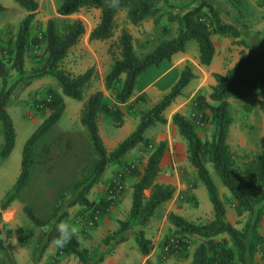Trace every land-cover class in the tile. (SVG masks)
<instances>
[{
	"label": "trees",
	"instance_id": "16d2710c",
	"mask_svg": "<svg viewBox=\"0 0 264 264\" xmlns=\"http://www.w3.org/2000/svg\"><path fill=\"white\" fill-rule=\"evenodd\" d=\"M14 1L24 10L26 16L21 21L15 38L7 42L5 56L0 53L2 79L0 120L5 130V145L1 153L3 158L12 155L17 141L16 126L7 110L8 103L12 99L19 98L36 80L44 77L56 79L61 92L51 89L49 98L42 101V108L48 109L50 115L25 144L21 173L14 187L16 195L10 196L11 192L8 193L6 201L0 207L1 210L8 209L11 202L27 185L31 168L36 163L35 146L40 138L64 116L65 97L82 101L90 82L91 72L74 77L60 68L71 49L86 33L82 21L69 17L80 13L83 9L100 10V23L92 31L90 40L108 41L114 35L116 17L120 11H126L132 25L140 26L147 19L157 20L163 14L161 5H169L168 0H118L115 6H113L115 0H59L57 14L60 18L49 20L46 30L40 35H34L33 23L40 0ZM205 8L210 11V21L200 19ZM5 10L6 8L0 3V14ZM167 15L169 22L178 23L177 36L161 42L150 54L139 57L135 52L133 36L128 30H124L119 38L121 58L115 61L105 79L106 89L115 92L114 86L121 81L122 76H125L122 87L116 92L115 102H107L103 92L97 91L89 96L83 106L80 121L88 130L93 149L97 154V158L88 169L89 185L85 190L98 184L110 165L121 164L130 151L140 144L147 143L145 134L148 129L157 124H167L166 110L176 101L195 75L187 66L171 91L143 116L137 129L120 142L112 152L107 150L100 135L99 115L107 114L121 121L123 117L121 105L132 99L139 78L149 69L160 67L164 62L171 61L175 55L184 53L188 42L198 43L199 62L208 67L212 65L216 54L214 35L235 40L242 38L241 30L233 24L224 23L213 5L205 1L183 15L170 12ZM238 42L249 50L248 54L225 73H214L212 76L215 85L212 86L210 95L198 96L196 101L202 117L207 121L211 120L216 126L213 137L203 140L191 120L180 113L173 117L178 133L188 145L189 161L206 186L214 210V219L205 224H195L174 213L169 214V221L176 227L178 234L172 252L187 250L191 246V238L199 239L190 264H236L237 260L243 264H254L258 255L264 260V236L260 232L264 222V150L240 164L228 142L230 129L234 123L231 101L258 99L264 94V48H254L245 39ZM31 53H36V62L31 71L27 72L26 58ZM259 106L264 114L263 100L259 101ZM165 152L166 144L160 143L149 155L142 172L132 165L127 167V172L136 177L137 181L132 186V205L127 220H121L119 228L104 239V244L110 248V253L115 246L129 241L131 225L146 227L157 211L174 198L175 186L158 180ZM41 157L43 162L51 159L49 145L43 148ZM205 160L211 164L239 207L247 214L245 221L237 224L244 223L242 228L228 221L225 204ZM77 197L75 204L92 212L101 211L102 208L104 211L108 210L113 203L111 199L100 203L91 202L86 197L84 189ZM25 214L35 226L46 225L30 208H25ZM59 222L61 219L50 226L44 249L57 236L56 226ZM133 236L140 254L148 256L153 245L146 237L144 229L134 231ZM219 237L221 239H218ZM226 237L231 239L234 248L228 245ZM2 244L3 242L0 241V249L4 248ZM56 251L57 255H73L81 261V264H87L88 252L81 248L75 236L68 245Z\"/></svg>",
	"mask_w": 264,
	"mask_h": 264
},
{
	"label": "rangeland",
	"instance_id": "374dc122",
	"mask_svg": "<svg viewBox=\"0 0 264 264\" xmlns=\"http://www.w3.org/2000/svg\"><path fill=\"white\" fill-rule=\"evenodd\" d=\"M168 1V6L161 5L163 14L157 20L147 19L140 26L132 25L127 18L126 11H120L116 17L114 35L108 41L90 40L92 31L100 23V10L83 9L80 13L69 17L70 19L82 21L86 28V33L74 48L75 50L71 49L67 58L61 63L60 68L74 77L91 72V79L84 92L82 101H75L65 97L66 111L64 116L40 138L35 146L34 159L36 163L31 168L27 185L11 202L8 209H0V241L4 245V248L0 249L4 250L3 253L0 252V264H18L15 262L13 254L6 249L5 240L7 237L12 236L13 232L4 223V212H10L7 215V219L13 217L15 210L24 218L29 219L25 214L26 207L30 208L35 215L46 223L44 227L35 226L36 232L32 231L37 241L42 240L50 226L52 224L55 225L57 220L61 219V222L67 221L76 225L77 233L75 237L79 240L81 248L88 252L87 264H140L142 255L134 242L125 246V248H120L117 245L113 252L110 253V248L104 244V239L107 234L110 235L111 233L102 224L105 217L111 216L113 213L116 214V212V215L119 216L115 222L116 227L119 226L121 220H127L129 205L126 199L116 206L115 209H112L117 203L116 198L124 195L137 181L136 177L127 172V167L132 165L142 172L147 164L149 155L154 148L163 142L166 144V152L171 151L173 156L167 155L166 157L165 152L162 158L164 166L161 169L158 180L161 183L175 186V196L157 211L151 223L146 227L131 225L130 237H133L134 231L144 229L146 237L152 241L153 248L158 244L159 247L162 246L167 249L165 252V256H167V259L165 258L166 263H164L165 259H163L160 264H178V260L176 261L172 257L177 254V252H172V250L175 248L178 234L176 233V227L169 221V214L174 213L195 224H205L214 219V210L211 208L212 204L206 186L203 184L201 191H196L198 185L193 178V173L188 170L179 171L175 174L173 165L175 162L174 156L176 157L175 147L178 143L185 142V140L180 134L175 138L172 129L166 124H157L148 129L145 134L147 143L140 144L130 151L121 164L110 165L101 181L92 188L85 190L89 185L87 180L88 169L97 158V154L93 149L88 130L81 124V112L89 96L97 91L103 92L107 102H115L116 92L122 87L125 76H122L121 81L114 86L115 92L106 89L105 79L115 61L121 58L119 38L124 30H128L133 36L136 54L139 57H144L153 52L161 42L177 36L178 23L169 22L167 13L183 15L185 12L201 5L203 1L213 5L223 22L229 19L237 20L243 29H251L256 22H258L257 26L264 22V10L260 6L261 0ZM0 3L6 8L0 14V53L5 56L7 42L17 35L19 25L26 13L14 0H0ZM58 4L59 0H40V6L33 23L34 35H40L45 31L49 20L60 18L57 14ZM200 19L211 20L209 9L205 8L203 10ZM241 39L246 40L245 37ZM213 41L216 45V59L220 65L224 66L225 72L249 51L238 41L226 37L214 36ZM191 42L195 43L194 41ZM188 51L191 55L193 54L194 49L192 46H189ZM35 56L36 53H31L27 56L25 65L27 72L31 71L36 62ZM183 63L184 61L182 60L176 61V59H173L172 61L164 62L160 67L151 68L143 74L138 80L132 99L128 103L121 105L123 111L121 121L107 114L99 115L98 126L100 135L109 152H112L120 142L132 134L137 129L143 116L151 111L171 91L181 76L180 68L185 67ZM190 67L192 71H200L196 65ZM42 79L44 80L41 85L31 91L21 101L19 99L28 88L19 98L12 99L9 105L8 112L14 120L18 136L12 156L8 158L0 157V196H4L6 192L13 188L16 183L14 181L16 175L17 173L19 174L22 168L25 144L50 115L48 109L42 108V101L49 98L51 89L61 92V87L56 79L52 77H44ZM190 83L191 86L189 84L186 87L189 91L184 95L183 91L185 88L176 99L173 108L166 110L165 115L168 116L170 114L168 112L174 110L184 111L191 118L199 136L203 140L211 139L215 133L216 126L211 120L207 121L202 117V112L197 109L196 104L198 96L208 97L210 95L212 90L211 76L200 73L197 79L192 80ZM261 100L264 101V94L258 99L236 101L231 105V113L235 121V126L232 129V141L239 142V134L242 133L241 131H245L247 133L246 137L255 146L251 154L245 155H240L231 147L240 164L247 158L254 157L264 150V114L259 106V101ZM188 116L185 117L189 118ZM0 133L5 141V130L1 120ZM172 143L173 147L170 146ZM46 145L50 146L51 159L48 162H43L41 155ZM205 162L208 167H212L207 160ZM191 167L197 173V170L192 165ZM213 173L221 187L227 190L220 177L215 172ZM83 189L89 201L100 203L111 199L113 202L111 207L105 211L102 208L101 211L92 212L75 204L78 194ZM13 195H16L15 189L11 191L10 196ZM224 202L229 207V218L227 219L236 221L235 225L240 221H245L247 214L242 208L235 207L233 198L228 199V197L224 196ZM3 204L1 203L0 207ZM21 225L24 229L27 227L24 224ZM243 225L244 223L237 226L242 228ZM260 232L264 236V222ZM26 233V231H23L19 237L22 245L26 242V238H24ZM218 239L221 238L219 237ZM226 239L228 240V245L234 248L231 239L228 237ZM191 241V246L196 248L199 244V239L194 237L191 238ZM32 249H34L32 255L35 257H33V261L36 264L42 247L34 246ZM118 249L122 255H116ZM188 249L182 250L184 260L188 258ZM44 251L45 249L43 248L41 255H43ZM59 257L61 258H52L48 261V264H81V261L73 255L62 254ZM168 258H171V260ZM263 263L264 260L258 255L254 264ZM236 264L243 263L237 260Z\"/></svg>",
	"mask_w": 264,
	"mask_h": 264
},
{
	"label": "crops",
	"instance_id": "0c3cea01",
	"mask_svg": "<svg viewBox=\"0 0 264 264\" xmlns=\"http://www.w3.org/2000/svg\"><path fill=\"white\" fill-rule=\"evenodd\" d=\"M260 6H262L263 7L262 10H264V0H261V5ZM224 23H229V24H233V25L237 26L242 32V37H245L246 40H247V43L251 44L254 48H264V27H263L264 26V22H261V24H259L258 26H257L258 22H256L254 27H252L251 29H245L244 28L245 30L241 27V25L239 24V22L237 20L229 19V20H227ZM214 36H218V35H214ZM214 36H213V38H214ZM218 37H222V36H218ZM226 38L232 39L230 37H226ZM233 40H235V39H233ZM235 41H239V40L237 39ZM194 42L195 43H192L191 41L188 42L187 47H186V51L184 53H179V54L175 55L172 58V60L176 59V61L177 60L184 61L183 64H184L185 67L184 68H182V67L180 68L181 74H182L183 70L187 66L190 67V66L196 65L200 71L199 72H197L195 70L192 71L193 74L195 75L194 79L196 80L197 76L200 73L208 74V75L211 76V84L213 86L215 84V81H214L212 75L214 73L223 74L225 72L224 66L220 65V63L217 61V59H216V55L217 54H215L214 61H213L211 66L207 67V66L201 65L200 62H199V46H198V43L196 41H194ZM189 46H192V48L194 49V52H193L192 55L188 51ZM75 47H73L72 50H75L74 49ZM215 47H216V45H215ZM242 58L243 57H241V59ZM167 62H169V61H167ZM232 67H230V68H232ZM43 80L44 79L36 80L25 91L24 95L19 100L21 101L31 91H33L35 88L40 86L41 82H43ZM190 86H191V83H190ZM1 88H2V79L0 78V90H1ZM188 91H189V89L186 88L183 91L184 95ZM236 101H238V100H232L231 101V105L233 104V102H236ZM11 102L12 101H10L8 103L7 110H9V105H10ZM180 103H182V102H180ZM173 105H175V102L168 109L171 110V108H173ZM168 113H170L168 116L165 115V117H166V119L168 121L166 125H168V127H170V129H172L173 135L175 136V138H177L179 136V133H178V130H177L176 126L173 123V117L177 113H180V114H182L184 116H188V115L185 114L184 111H182V110H174V111H172V112L170 111ZM188 119L191 120L190 117ZM171 126H172V128H171ZM234 126H235V121H234V123H233V125H232V127L230 129V133H229V137H228V142H229L230 146L234 149V151L238 152L240 155L251 154V152L254 150L255 146L253 145L252 141L248 140V138L246 137L247 133H245V131H241L242 133L239 134L240 135V141L239 142L232 141V134H233L232 133V129L234 128ZM17 136H18V133H17ZM1 138H2V140L0 141V157H2L1 153H2V151L4 149V145H5V141H4L3 135L0 133V139ZM176 140H178V139H176ZM170 146L173 147V143ZM187 149H188V146H187V144L185 142H183V143L180 142V143H178L176 145V147H175V155H176V157L174 156L175 162L173 164L174 165V172H175V174L177 172H179V171L180 172H184L185 170H188V171L192 172L193 173L192 174L193 178L196 181V184L198 185V189L196 191L199 190V192H200L201 189H202L203 183L200 181L197 173L191 167V164L188 161ZM172 150H173V148H172ZM167 155L168 156H170V155L173 156L171 151L170 152H166V157H167ZM163 166L164 165H163V162H162L161 163V169L163 168ZM208 168L210 170L212 179L214 180L216 186L218 187V190H219V193H220V197L223 200V202H224V196L228 197V199L233 198V196L228 191V189L226 190L224 187H221L220 183L217 181V179L214 176V173H213L214 170L212 171V167L211 168L208 167ZM20 173H21V171H19V174L17 173L16 178L14 180L15 182H17V179L19 178ZM0 182H1V177H0ZM15 185H16V183L14 184L13 188L10 191L5 193L4 196H0V204L4 203V201H6V197H7L8 193H10L14 189ZM132 192H133L132 188H129L125 192L124 195L118 196V198H116L117 203L115 204L114 207H112V209H115L116 206L121 204V202L126 199L128 201V205H129L128 211H130L131 205H132ZM233 200H234L235 207L240 209L236 199L233 198ZM224 204H225V207H226V210H227V218H229V213H228L229 207L227 206V204L225 202H224ZM114 212H116V211H114ZM8 214H10V212L9 213L8 212H4L3 220H4V223L8 225V229L11 230L13 233H12V236L7 237V239L5 240V244H6V249L9 250L13 254V258H14L16 263H18V264H35L34 261H33V257L34 256L32 255L33 254L32 251L34 250V249H32V247H34V246H36V247L41 246L42 247L41 251L39 252L40 255L37 257L38 260L36 261V264H48V261L51 260L52 258H57V259L61 258V257H59L60 255H57L56 249H51L49 246L47 248H45V251H44L43 255H41V252H42L45 244L47 243V237H48V234L50 232V229L47 231L46 236L42 240L37 241L35 236H34V234L32 233V231L36 232V227H35L34 224H32V222L29 219H27L26 217L24 218V216L20 215L17 210H15L13 212L14 215H13V217L11 219L10 218L7 219V215ZM116 214H117V212H116ZM116 214L113 213L111 216L105 217V220H104V222L102 224L104 227L107 228L108 231L110 230V233H113L119 227V226L116 227V225H115L116 220L119 218V216L116 215ZM228 221L231 222L234 225L236 223V221H231V219H228ZM21 224H24L27 227L24 229V228H22L23 226ZM23 231L27 232L26 235H24V238H26V242L24 244L25 247H24V245L20 244V240H19V237L23 233ZM133 242L135 243L134 236L130 237L128 242L120 244L119 246H120V248H125V246L133 244ZM194 248H195V246L194 247L193 246L189 247V249L187 251L188 258H186L185 260L183 258L184 256L182 255V251L177 252V254L173 255L172 257L174 258V260H176V261L178 260V262H177L178 264H190L191 261H192L194 250H195ZM166 250L167 249H164V247H162V246L159 247V245L156 244L149 256H142L141 257V263L140 264H160L161 261L167 257V256H165ZM0 252L3 253L4 250H0ZM119 252H120V250L118 249L116 255H122V253H119ZM123 253H124V251H123ZM171 258H168V259L171 260ZM166 259H165L164 263H166Z\"/></svg>",
	"mask_w": 264,
	"mask_h": 264
},
{
	"label": "clouds",
	"instance_id": "9594fccd",
	"mask_svg": "<svg viewBox=\"0 0 264 264\" xmlns=\"http://www.w3.org/2000/svg\"><path fill=\"white\" fill-rule=\"evenodd\" d=\"M116 3H118V0H115L113 6H115ZM56 232L57 236L51 240L49 247L51 249L59 250L71 242L77 233V227L67 221H62L57 224Z\"/></svg>",
	"mask_w": 264,
	"mask_h": 264
}]
</instances>
